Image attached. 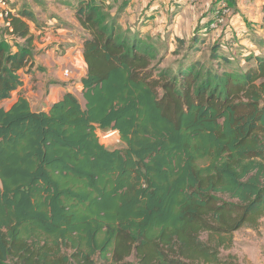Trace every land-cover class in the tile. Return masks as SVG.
<instances>
[{"label": "trees", "instance_id": "trees-1", "mask_svg": "<svg viewBox=\"0 0 264 264\" xmlns=\"http://www.w3.org/2000/svg\"><path fill=\"white\" fill-rule=\"evenodd\" d=\"M23 2L0 11V264H230L234 233L264 219V56L161 67L105 0H73L85 104L5 108L34 66L39 16Z\"/></svg>", "mask_w": 264, "mask_h": 264}, {"label": "rangeland", "instance_id": "rangeland-1", "mask_svg": "<svg viewBox=\"0 0 264 264\" xmlns=\"http://www.w3.org/2000/svg\"><path fill=\"white\" fill-rule=\"evenodd\" d=\"M23 1L25 0H12L11 3H17L15 7L17 10V8H21L24 3ZM26 1L30 2V4L34 2L33 0ZM43 1L45 2V6L50 4V7L54 9L49 10L50 8H48V11L66 14L70 18V22L72 17H74L76 22L80 24L76 17L75 9L68 4L71 1L73 2V0ZM105 1V9L110 14V19L114 18L116 20L121 32H127L130 35L136 34L145 38L150 43H154L155 47L159 50L161 67H173L177 69L181 64L200 60L204 68L208 69V67L214 66L217 63V60L213 59L214 52H219L220 57L232 55L233 65L240 66L235 61H241L247 67L246 60L244 62L243 58L237 56V54L243 56L264 54V0H212L211 2L210 0H164L166 3L163 0H153L157 5L152 11L155 14L153 17H147L145 13L149 9L148 5L151 0ZM161 3L164 4L161 6ZM171 6L177 9L178 14L176 16L174 14L176 10H173ZM36 7V13H39L40 10L44 11L43 9L46 10L42 5ZM163 7L165 8L163 9ZM192 13L193 16H191ZM158 14L160 16L156 21ZM203 14L207 18L206 22H204L205 25L202 23L204 20ZM209 17H213V19H209ZM180 21L188 26L186 27V32H184L185 28L184 30H182L183 28H178ZM30 25L31 28L36 29L33 22H30ZM139 27L146 36H142L138 32L139 29L137 28ZM51 29L49 34H52L53 31L54 33L57 32L53 30L54 27ZM179 29L181 30L179 31ZM86 31L72 29L71 36L69 37L73 36V39L77 37L81 41L82 34L88 32ZM41 36L44 38L45 34L36 36L35 46L45 44L46 38L49 40L48 36L44 40ZM57 43L51 40L50 44L43 46V50L51 47L56 50V56L64 55L66 53L64 49L65 43L62 42L60 45ZM60 59L62 60V57ZM66 69L70 71V75L68 76H71L72 70L70 68ZM34 74L35 76L38 74L39 78H34L32 79L33 81L29 80V82L45 85V81L49 78L48 71H45V68L39 67L35 70ZM68 79L72 80L71 78ZM41 95L43 94H40V97ZM79 98L85 104V99L81 93ZM109 132V130H98L101 143L112 149L125 146L120 141L118 132H116L115 140L111 142H109V138H104ZM229 255H233L236 262ZM222 257L228 259L230 264H264V219L256 229L246 226L236 231L231 248L224 249ZM130 260L132 264H138L133 256L130 257ZM97 264L109 263L98 259Z\"/></svg>", "mask_w": 264, "mask_h": 264}, {"label": "crops", "instance_id": "crops-1", "mask_svg": "<svg viewBox=\"0 0 264 264\" xmlns=\"http://www.w3.org/2000/svg\"><path fill=\"white\" fill-rule=\"evenodd\" d=\"M211 1L212 0H210V2ZM163 2L166 3V1L164 0ZM163 4L164 3H161V6ZM35 5L38 6V4L33 2L32 8L33 9L35 8L34 10H36L37 8ZM148 6H149V9L145 13L147 17H153L155 14H153L152 11L153 9L157 7L156 2H153V0H151ZM165 7H163V9ZM45 8L46 10L44 11L40 10V12L38 13L39 24L34 23L37 30L31 28V32L34 33L35 36L37 37L38 35L45 34L44 38L43 36L41 37L44 40L46 36H48L49 40L46 38V40L44 41L45 44H43L42 46H39V45L36 46L34 67L31 70L30 69L25 70L27 72L21 71L23 84L12 93V96L10 98L2 101L1 105L4 106L5 108L11 107V105L21 95L25 96L29 100L32 109L37 110V111H49L51 105L55 103L56 101L60 100L64 96V94L68 92H72L73 94L78 96V98L80 96V93L83 96V82L82 81H83V78L87 75V64L83 56V43H84L85 38L88 36V33L82 34L83 36L81 38L82 39L81 41L77 39V37L73 39L72 38L73 36H72L70 38L69 36H71L70 34H71L72 29L74 30L75 29L85 30V29H83V27L76 22L74 17H72L71 22H70L69 21L70 18L66 14H61L60 12L56 13V11L55 13H52L53 11H48V8H50L49 10H54L52 9L53 7L52 8L50 7V4L45 6ZM171 8L173 10H176L174 13L176 16L178 14L177 9L174 8V6H171ZM159 16L160 15L158 14L156 21L159 19ZM191 16H193V13ZM202 16L204 17L205 15L203 14ZM147 17H146V20H147ZM210 18L211 17H209V19ZM211 19H213V17ZM206 20L207 18L204 17V20L202 21V23L206 22ZM70 26H72L73 28ZM52 27H54L53 30H56L57 32L54 33L53 31L52 34H49V31L52 30L51 29ZM186 27L188 26H186L184 22L180 21L178 28H181V29L183 28L182 30H184L185 28L184 32H186L187 30ZM137 29H139L138 32L142 36H146L143 34L142 29L140 30V27ZM181 29H179V31ZM205 30L207 29L205 28ZM51 40H53L54 42H58L59 45L62 44V42L65 43L64 49L66 53L61 56L59 55L56 56L57 53H56V50H54V48L50 47L48 49L43 50L44 48L43 46L50 44ZM75 44L77 45L75 46ZM261 56H264V54H261ZM61 57H62V60L60 59ZM39 67L45 68V71L47 70L49 73V78L45 81V85L35 84V83L32 84L31 82H29V80H32L34 78L35 79L39 78L38 74L37 76H35L34 74L35 70ZM66 68H70L72 70L71 76H67L65 74ZM68 78H71L72 80H69ZM40 94H43V95H41L40 97Z\"/></svg>", "mask_w": 264, "mask_h": 264}, {"label": "built area", "instance_id": "built-area-1", "mask_svg": "<svg viewBox=\"0 0 264 264\" xmlns=\"http://www.w3.org/2000/svg\"><path fill=\"white\" fill-rule=\"evenodd\" d=\"M0 11H2L6 16L9 15L10 13H17V10L10 6L9 0H0ZM65 74L68 76L70 75V71L68 69H65ZM110 132L107 133L104 138H110L113 135L116 136V130H109Z\"/></svg>", "mask_w": 264, "mask_h": 264}, {"label": "water", "instance_id": "water-1", "mask_svg": "<svg viewBox=\"0 0 264 264\" xmlns=\"http://www.w3.org/2000/svg\"><path fill=\"white\" fill-rule=\"evenodd\" d=\"M115 137H116V136H114V135H113L112 137H110V138H109V142H111L112 140H115Z\"/></svg>", "mask_w": 264, "mask_h": 264}]
</instances>
